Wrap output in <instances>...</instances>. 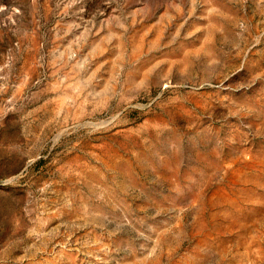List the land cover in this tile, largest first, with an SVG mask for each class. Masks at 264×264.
<instances>
[{
    "label": "rangeland",
    "instance_id": "374dc122",
    "mask_svg": "<svg viewBox=\"0 0 264 264\" xmlns=\"http://www.w3.org/2000/svg\"><path fill=\"white\" fill-rule=\"evenodd\" d=\"M0 264H264V0H0Z\"/></svg>",
    "mask_w": 264,
    "mask_h": 264
}]
</instances>
